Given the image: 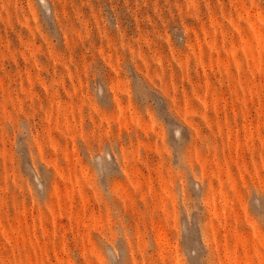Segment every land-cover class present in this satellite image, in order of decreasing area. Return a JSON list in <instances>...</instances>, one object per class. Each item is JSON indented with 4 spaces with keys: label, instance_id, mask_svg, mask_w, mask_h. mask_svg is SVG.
Returning <instances> with one entry per match:
<instances>
[{
    "label": "rangeland",
    "instance_id": "rangeland-1",
    "mask_svg": "<svg viewBox=\"0 0 264 264\" xmlns=\"http://www.w3.org/2000/svg\"><path fill=\"white\" fill-rule=\"evenodd\" d=\"M0 264H264V0H0Z\"/></svg>",
    "mask_w": 264,
    "mask_h": 264
}]
</instances>
